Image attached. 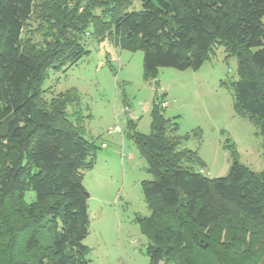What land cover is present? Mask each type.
<instances>
[{
    "label": "trees",
    "instance_id": "obj_1",
    "mask_svg": "<svg viewBox=\"0 0 264 264\" xmlns=\"http://www.w3.org/2000/svg\"><path fill=\"white\" fill-rule=\"evenodd\" d=\"M134 1L88 0L103 7L89 22L95 33L122 49L143 50L148 79L160 67L199 69L224 46L238 60L231 83L235 110L264 136V0H139L141 7L130 9ZM60 3L38 4L58 31L38 47L24 36L37 0H0V146L6 153L0 162V203L6 206L0 207V264L91 261L83 175L100 146L79 131V112L76 123H59L58 103L41 100L50 69L77 64L89 53L69 33L85 16L76 9L63 13ZM161 102H154L149 133L128 125L153 175L142 181L150 214L137 216L150 264H264V171L236 158L225 176L199 171L198 148L184 143L201 144V128L179 133V116H166ZM222 234L229 240L220 242ZM249 239L259 241L257 248H228Z\"/></svg>",
    "mask_w": 264,
    "mask_h": 264
},
{
    "label": "rangeland",
    "instance_id": "obj_2",
    "mask_svg": "<svg viewBox=\"0 0 264 264\" xmlns=\"http://www.w3.org/2000/svg\"><path fill=\"white\" fill-rule=\"evenodd\" d=\"M44 1L48 0H37L35 14L24 32L26 42L38 47L58 34L53 21L42 16L38 8ZM88 3L61 0L63 13L76 9L77 14L85 16L69 33L89 53L77 64L50 69L41 88V100L46 106L58 103L57 108L62 110L56 117L59 123L60 119L76 123L79 112L83 116L79 131L100 146L93 168L83 175L90 192L91 223L85 239L90 264H150L148 239L137 216L150 214L142 181L153 175L131 136L130 121L138 131L149 133L151 112L158 99L166 116H179V133L200 127L201 144L190 139L184 146L198 148L204 166H195L210 177L227 175L235 158L262 173L264 136L235 110L231 83L238 77V60L228 56L224 46H218L215 55L199 69L160 67L155 77L148 79L144 74V51L122 49L114 38L99 35L100 27L95 33L89 22L103 14V7ZM132 5L130 9L140 8L141 2L135 0ZM83 19L88 27L82 25ZM65 20L70 22L68 15ZM4 149L0 146V162L6 159ZM0 204L6 208L5 203ZM220 237L222 243L229 240L224 234ZM256 243L259 241L249 239L245 245L239 241L236 247L229 243L228 248H245L248 244L249 248H257Z\"/></svg>",
    "mask_w": 264,
    "mask_h": 264
}]
</instances>
